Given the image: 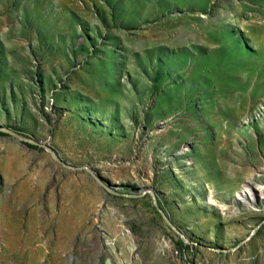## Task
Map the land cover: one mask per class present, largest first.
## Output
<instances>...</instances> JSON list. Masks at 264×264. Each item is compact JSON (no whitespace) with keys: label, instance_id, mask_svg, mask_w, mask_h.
<instances>
[{"label":"rangeland","instance_id":"374dc122","mask_svg":"<svg viewBox=\"0 0 264 264\" xmlns=\"http://www.w3.org/2000/svg\"><path fill=\"white\" fill-rule=\"evenodd\" d=\"M0 127L117 192L0 134V264H264V0H0Z\"/></svg>","mask_w":264,"mask_h":264},{"label":"water","instance_id":"95a60500","mask_svg":"<svg viewBox=\"0 0 264 264\" xmlns=\"http://www.w3.org/2000/svg\"><path fill=\"white\" fill-rule=\"evenodd\" d=\"M0 131L4 132V133H7L23 142H28L30 144H33V145H37V146H40V147H43L45 150H47L49 152V154L59 163H61L63 166L67 167V168H71V169H85L87 170L92 176L93 178L103 187L105 188L106 190H108L109 192L111 193H117L115 192L114 190H111L105 183L104 181L102 180V178H100V176H98L90 167L86 166V165H81V166H73V165H69L67 164L66 162H64L62 159H60L54 152L53 150L51 149V147L45 143V142H39V141H36L32 138H28V137H25V136H22L20 134H18L17 132H15L14 130L12 129H9L7 127H0ZM145 192H148L150 195H151V199H152V202H153V205L155 207V209L159 212V214L161 215L163 221L165 222V224L170 227L172 229V231L174 233H176L184 243H188L190 242V240L179 230V228H177L171 221L170 219L166 216V214L163 212V210L158 206L157 202H156V198H155V195L153 193V191L149 188H146L143 190L142 194H144ZM125 195H128V196H136V195H131V194H125ZM262 223V222H261ZM261 223H259L258 225H256L249 233V235L246 237V239H249L250 236L256 231V229L261 225Z\"/></svg>","mask_w":264,"mask_h":264},{"label":"trees","instance_id":"16d2710c","mask_svg":"<svg viewBox=\"0 0 264 264\" xmlns=\"http://www.w3.org/2000/svg\"><path fill=\"white\" fill-rule=\"evenodd\" d=\"M0 134H6V133H4V132H2V131H0ZM25 145H27V146H29V147H36L35 145H33V144H30V143H28V142H23ZM179 243L181 244V245H185V243L182 241V239H179Z\"/></svg>","mask_w":264,"mask_h":264}]
</instances>
